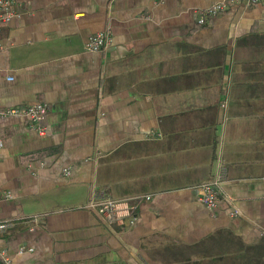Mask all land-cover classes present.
Here are the masks:
<instances>
[{
    "label": "crops",
    "instance_id": "1",
    "mask_svg": "<svg viewBox=\"0 0 264 264\" xmlns=\"http://www.w3.org/2000/svg\"><path fill=\"white\" fill-rule=\"evenodd\" d=\"M218 1L17 0L0 108L49 110L44 134L0 118L13 264H264V1L201 25ZM222 168L228 198L209 210L198 188ZM95 193L151 199L108 225Z\"/></svg>",
    "mask_w": 264,
    "mask_h": 264
},
{
    "label": "built area",
    "instance_id": "2",
    "mask_svg": "<svg viewBox=\"0 0 264 264\" xmlns=\"http://www.w3.org/2000/svg\"><path fill=\"white\" fill-rule=\"evenodd\" d=\"M264 0H219L214 6L200 12L198 21L205 26L212 18L223 14L230 6L242 4L245 7L261 4ZM17 0H0V31L3 27L9 25L15 20L19 13L16 9ZM111 45L109 32H99L92 35L86 45L87 50L91 52H101L106 50ZM4 49V44L0 39V50ZM9 81L13 77L7 78ZM49 107L45 103L37 102L27 107L22 108H0V118L10 116H19L27 119L30 126L38 133L44 134L46 131L45 121L47 118ZM2 143L0 142V148ZM224 169H221L217 177L201 186H199V201L209 210L218 208L222 201L227 200V195L224 191ZM10 197V195H9ZM151 196H141L136 199L116 200L99 193H95L93 201L89 203V208L96 213L108 225L118 224L120 226H128L135 224L137 213L141 205L145 201H149ZM235 214V213H232ZM37 221V219H35ZM14 226L13 221L0 222V233L6 232ZM25 249H21L24 252ZM33 249H29L32 251ZM0 260L4 264H13L12 261L0 252Z\"/></svg>",
    "mask_w": 264,
    "mask_h": 264
}]
</instances>
